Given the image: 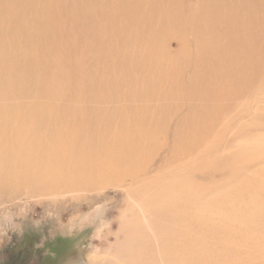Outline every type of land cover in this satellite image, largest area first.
<instances>
[{
    "label": "rangeland",
    "instance_id": "1",
    "mask_svg": "<svg viewBox=\"0 0 264 264\" xmlns=\"http://www.w3.org/2000/svg\"><path fill=\"white\" fill-rule=\"evenodd\" d=\"M93 1L109 3L117 24H126L120 0H0V110L17 105L19 113L61 123L54 110L61 102L44 79L52 63L51 73L81 77L80 119L70 128L106 144L98 155L109 150L106 158L127 161L110 179L94 178L89 191L16 184L0 193V264H180L170 230L156 217V237L142 206L189 200L218 228L211 246H219V264H264V63L238 73L248 80L237 96L225 92L219 107L206 103L201 88H176L209 76L210 64L196 61L200 53L188 56L195 43L182 51L175 40L136 43L132 29L119 37L112 24L90 25ZM183 1L199 12L200 0ZM239 62L220 65L227 72L217 71L219 85ZM60 85L69 94L75 83ZM203 115L206 123L192 120Z\"/></svg>",
    "mask_w": 264,
    "mask_h": 264
},
{
    "label": "bare ground",
    "instance_id": "2",
    "mask_svg": "<svg viewBox=\"0 0 264 264\" xmlns=\"http://www.w3.org/2000/svg\"><path fill=\"white\" fill-rule=\"evenodd\" d=\"M120 3L122 13L127 18L126 24L123 25L121 21L117 24L119 14L110 12L109 3L100 7L99 2L93 1L90 25L96 21L105 22L106 25L112 24L115 31L119 30V37L132 29L133 35L129 38L136 43L139 41L159 44L161 41L175 40L182 51L193 42L196 48L194 53L188 52V56L193 58L200 53V58L196 59L198 65L206 61L210 64L208 66L210 73L206 79L200 81L183 79L182 83L178 84L180 87H176L177 92L184 90V94L185 91L195 94L200 92L201 88L206 93L204 102L219 107L220 97L225 95V92L230 97L237 96L240 83L242 82L243 87L246 85L248 79L241 80L238 73L246 74L247 69L260 67L264 63V55L261 53V49L264 48V0H200L195 6L199 10L196 14L192 13L194 8L184 6L183 0H120ZM170 28L173 29L172 36L165 38L161 32ZM92 33L94 41L96 33ZM226 47L229 48L228 51ZM56 50L61 54L60 46H57ZM185 52L187 51L182 54ZM233 60L236 64L240 60L239 64L242 65L231 70L228 74L230 79L228 83L219 85L220 77H216L217 71L222 76L227 72L220 65L223 62L230 65L229 62ZM59 62L65 66L63 60ZM52 67V63H48L46 70L49 75L44 79L50 83V90L55 89L53 97H56L53 101L61 102L54 109L60 111V116L58 114L57 116L61 123L54 127L30 113H19L17 105H13L14 109L0 110L2 194L16 184L40 188L42 191L59 190L65 193L74 190L89 191L95 187L92 184L94 178L107 180L109 176L110 179L112 172L119 168V163L121 166L127 164L121 156L116 158L112 155L106 158L109 150L106 151L105 157L98 155L97 149H103L106 144L103 142L97 144V141L96 144H90L89 138L85 137L88 129L80 135V130L70 128V123H74L71 122L72 119L75 125L76 119H80L79 104L83 98L81 77L73 78L72 73L71 78L65 77L67 72L59 68L51 73ZM42 69L38 64L35 70L40 73ZM171 70L175 75L180 71L178 66H172ZM174 78L169 79L172 80V89L175 87ZM62 82H68L70 85L75 83V86L71 87V93L64 92L63 86L60 85ZM213 97L217 100H213ZM203 118L204 115L202 118L194 117L192 120L206 123ZM29 122L30 125L26 124ZM191 122V120L185 122L186 129L190 128ZM107 149L109 148L106 147ZM195 204L192 200L167 206L151 207L144 204L142 212L156 237H159L157 224L160 220L170 230L172 240L177 245L175 249L183 255L180 264H219L220 252L216 251L219 246L216 247V244L211 246V240L218 228L210 220L208 223L205 218L203 219V213L196 211ZM204 222L208 224L206 229L203 228Z\"/></svg>",
    "mask_w": 264,
    "mask_h": 264
}]
</instances>
